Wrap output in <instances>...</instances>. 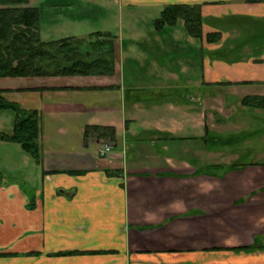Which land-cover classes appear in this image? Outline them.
<instances>
[{"label": "crops", "instance_id": "0c3cea01", "mask_svg": "<svg viewBox=\"0 0 264 264\" xmlns=\"http://www.w3.org/2000/svg\"><path fill=\"white\" fill-rule=\"evenodd\" d=\"M168 4L201 5L202 39L190 36L182 19L164 34L151 27ZM28 6L39 10L43 41L97 31L115 36L114 72L0 78L10 100L36 104L43 144L39 185L27 191L18 182L0 183V264H264V162H220L231 154L221 151L230 146L222 133L264 120V109L241 104L245 95L264 97V51L260 62L205 54L220 46L205 42L206 33L221 30L209 20L245 14L264 22V2L29 0ZM123 10L148 25L133 33L145 49L127 48L141 53L135 74L122 62L116 26L123 25ZM229 27L222 41L238 33ZM154 45L163 49L157 61L148 52ZM242 86L251 90L238 94ZM233 111L238 115L230 121ZM50 124L58 126L48 146ZM86 125L115 129L109 154L98 155L101 140L84 139Z\"/></svg>", "mask_w": 264, "mask_h": 264}, {"label": "trees", "instance_id": "16d2710c", "mask_svg": "<svg viewBox=\"0 0 264 264\" xmlns=\"http://www.w3.org/2000/svg\"><path fill=\"white\" fill-rule=\"evenodd\" d=\"M244 1L264 2V0ZM28 2L29 0H0V78L111 75L114 72L115 36L108 32H94L92 36L97 37L96 41L86 42L82 38L73 36L55 41H43L39 34V11L28 6ZM233 18L235 16L226 23L231 26L240 25V19ZM178 19L183 20L190 36L202 39L204 18L200 4L165 5L155 19V25L157 27L164 24L174 25ZM251 20H254L251 22L252 36L239 37L243 26L238 25L239 32L236 34L238 36L227 39L225 44L214 50L211 55L216 60L229 63L246 60L247 57H254L253 60L260 62L264 51V22L252 18ZM221 36L222 32L218 30L206 33L205 39L209 43H214ZM258 37L263 39L256 43ZM246 50L250 51L248 55H242ZM230 83L228 81L221 84ZM7 91L9 89H0V109L13 111L15 119L11 134L2 133L0 137L18 143L25 153H29L37 163H40L42 157L39 150L41 141L39 109L33 102L28 104L25 101L27 106H20L5 95ZM241 104L249 108L264 109V97L245 95L241 99ZM89 136L101 141L108 140L113 143L116 141L115 129L109 126L86 125L84 139ZM240 167L239 164L229 166L231 170ZM112 172L118 174L117 170ZM106 173L110 174L109 171Z\"/></svg>", "mask_w": 264, "mask_h": 264}, {"label": "rangeland", "instance_id": "374dc122", "mask_svg": "<svg viewBox=\"0 0 264 264\" xmlns=\"http://www.w3.org/2000/svg\"><path fill=\"white\" fill-rule=\"evenodd\" d=\"M248 3V2H247ZM39 11V10H38ZM97 11H100L99 9H97ZM124 11V10H123ZM98 13V12H97ZM126 11H124L122 14V17L120 18L122 23H118L117 24V28L119 26L118 33L120 32V37H119V45L120 48L123 50L122 52V62L125 64V69L128 70L129 68L133 69V73L137 72V61L140 60L139 55L141 53H130L128 52L127 48L131 45V46H137L138 48H135L136 50H141L142 48L145 49L143 47V45L141 44V42H145L144 40H141V37L139 36H133V33L135 34V30L136 31H142L145 30L148 25H147V21L144 19H140V18H129L128 16H126ZM121 14V13H120ZM230 15V14H229ZM227 18H225L222 22L219 21V23H215L212 21H208V24H211L212 27H219L221 29V32H223L224 30L222 29H229V23H226L225 21H229L231 20L232 16H229ZM237 16V18H236ZM240 17V18H239ZM246 17V19H245ZM158 18V17H157ZM254 16H246L245 14H239V15H235V20L240 19V25L236 24L235 26H233V28H237V30H230V32H239V26L241 27V25L243 27H241L242 29V34L239 35V37H250L252 36L251 34L253 32V29L251 28V22L254 20ZM156 19V18H155ZM155 19L153 20L151 27L153 29H155V31L160 32L162 34L166 33L165 30L168 27H171L172 25H168V24H164L160 27H157L155 25ZM118 20V16L117 19ZM137 21L138 24H135L134 21ZM140 21V22H139ZM184 23V22H183ZM239 25V26H238ZM121 26V27H120ZM100 32V31H97ZM94 33V32H92ZM89 33V35H86V37L82 38L84 40H86V42L89 41H96L95 36H92L93 34ZM123 33V36H122ZM112 35V34H111ZM160 36V35H159ZM234 36H238V35H234ZM222 37H220V39L216 42H214V46H217L216 44H219L220 46L217 47L216 49H219L220 47H222L225 42L227 41V39L229 38H233L232 36H229L227 39H225L224 41H222ZM258 41L263 39V37H258ZM116 39V37H115ZM123 41V42H122ZM206 43H209L206 41ZM213 45V44H211ZM123 46V47H122ZM149 48H146V50H148ZM216 49H206L205 50V54L212 60L216 59L211 55V53L216 50ZM162 51L163 49L160 47V45H154L148 52L149 54L153 57L154 61H157V57L162 56ZM250 51H245L243 52L244 54L242 55H248ZM251 57H247L246 60L250 59ZM196 60V59H194ZM197 61V60H196ZM221 61V60H219ZM244 60H238L235 62H242ZM225 62V61H224ZM229 63V62H227ZM234 63V62H232ZM143 67V65H141V68ZM143 69V68H142ZM128 73V71H127ZM135 74V73H134ZM34 78V77H31ZM127 81V79H126ZM0 85H3L2 83H0ZM4 86V85H3ZM258 87H256L257 89ZM239 93H243L244 90H251V88H247L246 86H242L240 88L237 89ZM224 91H229V90H224ZM222 92V91H221ZM21 106V105H20ZM23 106V105H22ZM27 106V105H25ZM2 110V109H0ZM233 110V109H232ZM9 111L8 113H1L0 115V129H2V127L5 126V129L3 128V132H0V135L3 134H11L12 129H10L11 127H9V125L11 124V120L12 122H14L15 119V114L13 111ZM40 112V111H39ZM232 118L230 119V121H234V118H237L238 113L233 111ZM41 115V114H40ZM264 116V114H263ZM245 119H247L245 117ZM223 120V119H222ZM70 125L71 122L69 121ZM13 124V123H12ZM58 125L56 124H50L48 125V133H46V138L47 141L45 142V145L51 146L54 143V139H56V137L54 136L55 133V127H57ZM13 127V126H12ZM261 129V131H260ZM245 130H254L255 132L252 133H245V136H243L244 131ZM221 135L222 138H225V140H227V144L230 146H225V147H221V151L224 152H230L231 154L228 155H224L225 158H222L223 156H221L220 162L223 163H238V162H246V163H250L252 161H258V162H264V120L263 119H254L253 122L247 127H238L236 129V131H226L224 133H222ZM3 139H1L0 137V183H4V182H18L21 184V186L27 190L30 191V189H32L33 187H36L37 185H39V177H40V173H41V162L37 163L36 160L28 153L25 154V152L22 150L21 146L16 143V142H11V141H1ZM244 140L243 142H240ZM104 143H108L110 144V141H102ZM239 142V143H237ZM237 143V144H235ZM67 144V141H64V143L61 145L62 147ZM222 145V144H220ZM42 141H40V156H42ZM102 147V144L99 145L98 149ZM29 157V161H27V159L24 156ZM106 156V155H105ZM147 156V155H146ZM149 156V155H148ZM230 158H235V159H226V157ZM234 156V157H233ZM238 156V157H237ZM149 158V157H146Z\"/></svg>", "mask_w": 264, "mask_h": 264}, {"label": "built area", "instance_id": "2783aa9c", "mask_svg": "<svg viewBox=\"0 0 264 264\" xmlns=\"http://www.w3.org/2000/svg\"><path fill=\"white\" fill-rule=\"evenodd\" d=\"M110 151H111V145H109L108 143H103L102 147L98 149V155L105 156L109 154Z\"/></svg>", "mask_w": 264, "mask_h": 264}]
</instances>
